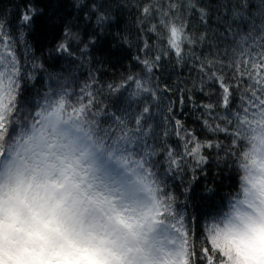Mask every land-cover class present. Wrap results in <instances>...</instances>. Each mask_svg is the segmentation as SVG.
I'll list each match as a JSON object with an SVG mask.
<instances>
[{
    "label": "snow or ice",
    "instance_id": "snow-or-ice-1",
    "mask_svg": "<svg viewBox=\"0 0 264 264\" xmlns=\"http://www.w3.org/2000/svg\"><path fill=\"white\" fill-rule=\"evenodd\" d=\"M37 4L0 13V264H264V0H76L49 50L74 65L133 9L141 71L112 83L41 75ZM167 63L189 79L155 83ZM210 160L235 184L190 211Z\"/></svg>",
    "mask_w": 264,
    "mask_h": 264
},
{
    "label": "trees",
    "instance_id": "trees-1",
    "mask_svg": "<svg viewBox=\"0 0 264 264\" xmlns=\"http://www.w3.org/2000/svg\"><path fill=\"white\" fill-rule=\"evenodd\" d=\"M87 2V0H84ZM133 5L137 0H132ZM155 5L167 3L168 0H151ZM180 3H184L185 0H178ZM195 2V0H193ZM24 0H0V13H7L10 19H15L17 13L23 10ZM76 0H38L37 6L44 9V15L40 16L35 21L33 30L27 36L28 42L33 47V53L38 59L43 60L44 68L46 71L41 73L42 76H47L48 73L60 74L71 78L75 76L81 80L86 78L89 73L96 74L99 70V79L106 83H112L119 81L123 76L128 73H139L140 67L136 66L134 57L137 55L135 38V30L131 33H125L127 35V41L118 38L121 31L131 23L132 17L128 15V12L133 9H128L121 16V24L119 26H113L101 34L96 40V44L91 48L90 56L83 59L82 63L73 64L70 58L57 57L55 53L49 55V50L55 43L56 37L59 34V17L66 16L72 19L78 14V9L75 7ZM215 6V5H213ZM71 14V15H70ZM185 15H191V13H185ZM190 28L192 36H199L201 34L209 37L208 43H212L213 32L216 30L215 20L210 21V28L206 29L203 25L197 23L196 20H190ZM146 39L148 37H145ZM151 43L157 47L162 45L153 36ZM174 60L175 58L172 57ZM157 79L155 83H158L163 87L165 82H168L173 88L177 84H180L184 80L189 79L188 70L180 67L173 68L172 63L164 64L163 67L156 73ZM193 84L196 87L200 86L198 79H192L188 84H184L183 88L189 90L191 95V89ZM173 100H175V95ZM198 96H193V99H198ZM191 108V105H188ZM183 120H185L190 127L196 128L197 124L194 123L195 117L185 113ZM207 175L200 174L196 182L193 184L195 193L193 194V204L195 205L194 211L201 207L200 194L205 191V186L221 193H228L231 191L229 185H234L235 181L230 178L228 172H224L221 175H217L219 169L216 168L215 162L210 160L207 166ZM177 196L180 195L177 190ZM194 227L199 231L200 223L194 222Z\"/></svg>",
    "mask_w": 264,
    "mask_h": 264
}]
</instances>
